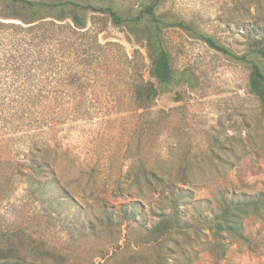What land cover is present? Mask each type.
I'll return each mask as SVG.
<instances>
[{"label": "rangeland", "instance_id": "rangeland-1", "mask_svg": "<svg viewBox=\"0 0 264 264\" xmlns=\"http://www.w3.org/2000/svg\"><path fill=\"white\" fill-rule=\"evenodd\" d=\"M161 11L194 23L236 56L180 27L166 29L173 65L188 82L144 114L128 102L129 75L98 69L85 104L92 118L48 135L68 150L57 158L66 196L55 205L30 194L19 175L25 160L18 153L30 136L0 137V229H23L62 257L32 264H264V209L227 244L209 228L227 201L264 194V110L242 58L264 42V0H164ZM4 36L0 66L10 48ZM99 39L120 43L152 79L146 48L124 28L110 22ZM145 165L162 181L136 183ZM175 214L181 225L153 240V226Z\"/></svg>", "mask_w": 264, "mask_h": 264}, {"label": "trees", "instance_id": "trees-1", "mask_svg": "<svg viewBox=\"0 0 264 264\" xmlns=\"http://www.w3.org/2000/svg\"><path fill=\"white\" fill-rule=\"evenodd\" d=\"M163 3L164 0H0V34L5 35V45L10 47L4 49V63L0 66V137L30 136L26 148L18 153L25 160L19 164V175L36 199L55 205L66 196L56 165L57 158L66 156L68 150L58 136L48 135L68 123L92 118L85 104L98 69L112 66L119 75H129L128 102L144 114L155 111L162 94L175 92L188 82L186 70H177L173 65L166 29L180 27L211 47L236 56L194 23L168 17L161 11ZM110 22L144 45L152 62V79L144 77L120 43L100 41L99 34ZM263 43H255L242 58L250 70L249 91L264 110ZM51 157L56 158L53 163ZM143 168L144 174L135 179L136 183L162 181L148 165ZM261 195L226 202L209 224L218 242L227 244L228 237L244 236L243 221L264 209V194ZM180 225L179 215L163 217L149 235L156 240ZM91 230L94 233L95 229ZM30 258L59 263L62 257L23 229H0V264H32Z\"/></svg>", "mask_w": 264, "mask_h": 264}]
</instances>
